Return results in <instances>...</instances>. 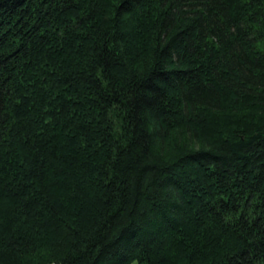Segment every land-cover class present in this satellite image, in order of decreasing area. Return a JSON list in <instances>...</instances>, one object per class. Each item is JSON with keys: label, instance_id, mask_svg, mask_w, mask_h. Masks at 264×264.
<instances>
[{"label": "trees", "instance_id": "16d2710c", "mask_svg": "<svg viewBox=\"0 0 264 264\" xmlns=\"http://www.w3.org/2000/svg\"><path fill=\"white\" fill-rule=\"evenodd\" d=\"M264 264V0H0V264Z\"/></svg>", "mask_w": 264, "mask_h": 264}, {"label": "rangeland", "instance_id": "374dc122", "mask_svg": "<svg viewBox=\"0 0 264 264\" xmlns=\"http://www.w3.org/2000/svg\"><path fill=\"white\" fill-rule=\"evenodd\" d=\"M133 264H139L138 262H134Z\"/></svg>", "mask_w": 264, "mask_h": 264}]
</instances>
